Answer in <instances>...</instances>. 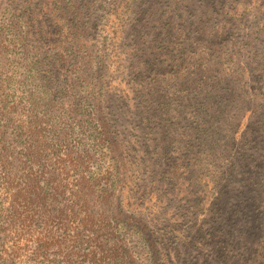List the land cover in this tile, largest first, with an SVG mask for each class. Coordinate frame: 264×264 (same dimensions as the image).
Instances as JSON below:
<instances>
[{
	"label": "rangeland",
	"instance_id": "374dc122",
	"mask_svg": "<svg viewBox=\"0 0 264 264\" xmlns=\"http://www.w3.org/2000/svg\"><path fill=\"white\" fill-rule=\"evenodd\" d=\"M154 2L143 5L156 6L154 20H161L154 24L159 36L150 43L154 32L136 29L131 5L138 1L89 0L83 14L89 28L84 48L59 49L66 63H45L42 71L36 58L22 55L21 45L12 42L9 26L0 32V163L7 164L0 167V189L7 175L20 177L29 164L25 138L8 121L34 112L43 119L47 171L61 168L56 161L67 160L69 149L81 157L83 165L76 170L66 161L63 176L73 184L84 178L93 201L122 213L108 224L133 263L264 264V86L237 76L233 66L249 65L251 70L258 63L249 77L259 68L264 71V0L223 1L226 13L237 7L247 23L232 33L233 47L225 42V48L206 54L219 63V76L231 77L230 98L236 103L227 100L217 121L204 124L198 105L191 104L198 89L188 84L192 62L205 52L179 20L167 32L168 19L184 15L186 2ZM193 2L200 11V0ZM162 23L166 26L160 30ZM250 34L257 37L252 45ZM11 154L20 160L18 165ZM233 159L239 169L225 173ZM59 201L61 207L70 203ZM93 207L96 213L102 205ZM40 218H35L33 230L40 231ZM3 222L0 264H63L66 255L71 264H91L85 259L88 231H80L77 243H65L60 251L50 244L39 255V248L27 249L23 242L18 243L20 251H10ZM47 224L52 241L69 239L75 230L64 234L52 215Z\"/></svg>",
	"mask_w": 264,
	"mask_h": 264
},
{
	"label": "trees",
	"instance_id": "16d2710c",
	"mask_svg": "<svg viewBox=\"0 0 264 264\" xmlns=\"http://www.w3.org/2000/svg\"><path fill=\"white\" fill-rule=\"evenodd\" d=\"M135 1H138L139 6H131L137 16L136 29L144 33L148 29L154 32V29H157L154 24L158 25L161 21L159 18L154 20L156 6L154 9H150L143 5L149 1L155 5V0H144L143 3H141L142 0ZM223 1L225 2V0ZM223 1L200 0L202 6L198 11L193 0H185L186 3L183 6L185 14H182L181 17L176 16L175 19L169 18L167 24L169 27L167 32H170L177 24L176 20H179L178 22L188 32L190 39L196 38L200 44L199 47L205 52V55L192 62L191 81L188 84V87L198 89V93L191 98L193 101L191 104L198 105L201 114L200 121L203 124L212 119L217 121L220 112L227 108V100L231 104L236 103L234 97L230 98L232 96L231 77L222 74L219 76L216 73H221L218 70L219 63H212L206 54L208 51L214 52L225 48L223 45L225 42L233 47L232 33L236 31L237 26L243 22L247 23L245 19H241L245 15L244 13L241 16L237 14V7H233V13H226L224 10L226 5ZM88 3L89 0H0V32L9 26L14 38L12 42L21 45L22 55H31V59L36 58L37 70L42 71L46 66L45 63H66L64 56L58 54L59 49L66 53L68 48L74 52L84 48L89 28L83 21V14L88 9ZM187 13L188 16L184 18ZM153 15V21H148ZM237 17L240 18L237 19ZM164 26L166 25L162 23L158 29L161 30ZM158 36L159 34L154 32V38L150 43L155 42V38ZM249 38L248 45H252L253 41L257 42L256 35L254 37V34H250ZM50 52H54L53 57H50ZM257 64L255 68H258ZM233 66L237 76L247 77L250 83L256 85L259 82L264 86V71L262 69H258L260 71L256 76L249 77L248 72L252 69L255 70L253 66H251V70H249V65L237 66V63H233ZM55 69L56 67L51 68L53 71ZM56 77V74H52L53 79ZM68 85L71 87L74 84ZM93 100L97 101L95 98ZM96 109L98 110L99 106H96ZM25 117L26 119L9 120L8 123L15 125L16 130L20 131L19 136L22 135L20 137L25 138L23 147L29 164L22 168L27 170V173H23L20 177H17L16 173L7 175L5 186L0 189V219L4 220L3 223L6 226L1 232L8 237L6 241L11 244L10 251H20L19 242H23L20 245L27 249L30 247L33 251L39 248V255L50 244H55L60 251L65 243H77V240H80V231H88V236L91 238L86 242L90 249L85 259L89 263L135 264L129 259L122 241H114L115 238L108 224L110 218L120 219L122 213L116 209L110 211L109 207H104L105 204L102 201L99 203L93 201V191L87 189V181L84 178H79L73 184L69 181V176H63L66 161L71 170H76L83 165L81 157L69 149L65 155L67 160L58 159L56 161L61 165V168H52L51 171H47L48 165L42 162L44 159L42 151L45 148V135L41 128L43 119L34 112L26 113ZM98 121L99 123L101 121V128L109 138L111 134L107 125L100 118ZM238 138L242 141V137ZM232 140L235 141L236 138ZM9 156L13 157L12 154ZM237 160L233 159L225 173H236L239 169L236 165ZM19 161L17 157H13L15 165H18ZM6 165L1 161V169ZM33 167L37 168V171L32 172L31 168ZM69 183L71 184L70 188L68 187ZM67 190L69 192H66ZM59 198L70 203L61 207L62 202L59 201ZM97 204L102 205V208L100 212L95 213L93 206H97ZM3 206L6 207L3 208ZM76 208L80 212H77ZM81 213L83 217L78 219V215ZM110 214L113 216L110 217ZM51 215L59 223L58 227L64 234H68L75 227V230L71 231L72 235L69 239L62 241L50 239V231L46 226ZM39 216L42 220L41 229L40 231L33 230L32 225L35 218ZM63 260V264L72 262L69 255H66ZM19 263L21 264V261Z\"/></svg>",
	"mask_w": 264,
	"mask_h": 264
}]
</instances>
